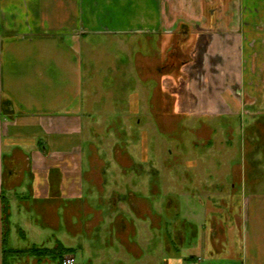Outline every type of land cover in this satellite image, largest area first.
<instances>
[{
	"label": "crops",
	"instance_id": "1",
	"mask_svg": "<svg viewBox=\"0 0 264 264\" xmlns=\"http://www.w3.org/2000/svg\"><path fill=\"white\" fill-rule=\"evenodd\" d=\"M179 34L191 45L193 57L202 52L204 72L188 76L187 84L194 91L192 106L181 92H174V86L164 88L174 97V114L187 113L189 105L208 114L235 111L251 120L264 117V0H0V264L14 228L28 240L23 230L27 228L36 247L50 240L43 237L48 229L64 228L73 238L89 237L108 222L122 245L130 247L129 238L140 227L130 213L145 217L149 216L145 209L153 214L154 207L133 191L106 190L105 160L92 156L90 162L103 167L81 170L82 113L85 107L94 111L98 83L108 73L122 74L126 83L134 74L139 82L138 107L140 102L145 107L149 99L157 115L153 103L157 90L147 92L144 85L140 92V82L157 81V39L160 48L169 50ZM99 39L112 42L96 43ZM226 50H239L241 57L231 61ZM171 79L165 77L163 82H175ZM251 128L255 130L257 124ZM201 160L193 161L195 170L173 174L171 183L180 180L190 201L201 203L203 209L213 203L218 210L226 204L222 196L229 187L219 172L198 170L196 163ZM233 178L231 194L239 197L240 212L234 221L240 228L241 253L227 260L264 264V191H258L257 180L249 181L247 172L234 173ZM84 181L91 184L86 191ZM93 186L100 194L99 204L90 199ZM20 188L26 192H19ZM171 203L179 208L177 200L172 198ZM199 216L196 211L189 225L205 228L209 218L200 224ZM210 222L225 242L224 220L214 216ZM150 227L156 229L154 223ZM54 234V247H40L75 257L85 252L79 239L63 241ZM177 236L175 241L182 237L178 232ZM215 250L205 257L199 240L187 249L182 262L212 264V258L224 254ZM136 257L140 259L139 254ZM31 258L27 264L51 260ZM164 264L176 263L165 258Z\"/></svg>",
	"mask_w": 264,
	"mask_h": 264
},
{
	"label": "rangeland",
	"instance_id": "2",
	"mask_svg": "<svg viewBox=\"0 0 264 264\" xmlns=\"http://www.w3.org/2000/svg\"><path fill=\"white\" fill-rule=\"evenodd\" d=\"M176 38L171 41L172 49L169 50L160 48L157 39V81L149 79L145 84L140 82V92L144 85L147 92L157 90L156 100H152L156 105L157 115L149 99L145 107L141 102L138 107L135 95L139 82L134 74L129 76L126 83L122 80V74L109 76L108 73L98 83L100 88L97 90L96 101L94 100V111L89 113L85 107L82 113L84 151L80 161L81 170H98V162L89 160L92 156L105 160L109 181L106 190L117 187L125 193L133 191L140 194L152 203L154 213L145 209V214L149 216L140 218L130 213V219L140 226L137 235L129 238L132 243L130 247L122 245L111 227H108V222L98 230L94 229L89 237L73 238L64 228L60 232L48 229L43 237L50 240H46L43 246L39 244L36 247H54V233L63 241L68 238L73 241L79 239L80 243L85 244V252L77 253V264H85L90 260H94V264H164L165 258H172L176 264H187L182 262L186 251L197 245L199 240H202L205 257L211 251L217 252L215 249H221L224 253L212 258V264H233L227 258L234 259L241 253L240 228L234 221L240 212L237 200L239 197L238 193L231 194V184L234 181V173L247 172L249 181L257 180L258 191H264V117L251 120L248 115L235 111L221 115L208 114L203 112V109L189 108V105L187 113L174 114V97L164 88L169 84L174 86V92H181L183 100L192 106L194 91L193 87L187 84L188 76L194 77L204 72L201 66L202 52L198 51L194 58L195 52L190 48L191 45L187 44L189 42L186 37L179 34ZM111 42L108 39L96 41L99 44ZM224 54L227 55L226 58L229 55L231 61L234 57H241L239 50H226ZM247 58L249 59V56L246 54ZM195 59L198 62H189ZM184 62L190 64L181 65ZM215 73L217 72L213 75ZM165 77L172 78L176 83L163 82ZM84 99L86 104L88 101L85 97ZM255 124L257 128L252 130L251 126L255 127ZM199 159L204 161L201 160L203 164L196 163L198 170L219 172L229 187L222 196L226 204L218 210H214L213 203H208L206 209H203L201 203L190 201L191 196L185 194L186 190L179 184L180 180L177 184L171 183L175 173L195 170L191 168L193 161ZM100 166L99 168H102L103 164ZM90 186L87 181L83 182L84 191ZM251 188L252 186H248L249 191ZM96 189V186H93L90 199L99 204L100 194ZM22 190L25 189L20 188L19 192H26ZM172 198L179 203L178 209L171 203ZM16 205H19L18 202L13 204V207ZM196 211L200 215L196 219L200 224L205 222L206 217L209 218L205 228H200V224L194 227L189 225L191 220L194 221ZM15 216L12 217L14 222ZM214 216L225 222L228 231L225 242L223 234L215 235L210 225V219ZM153 223L156 229L150 227ZM23 230L29 236L28 240L22 238L21 232H16L14 228L9 235L8 248L26 250L33 247L31 232L25 227ZM176 231L184 234V241L182 237L175 241ZM178 237L176 235V238ZM152 238L155 242H152ZM134 243H137L138 248L136 245L133 248ZM136 254L140 255V259ZM70 256L73 255H64V259ZM7 257L12 264L30 263L29 255L19 258ZM33 258L35 257L31 259ZM48 258L51 259L48 264H61L58 257ZM204 264L211 263L205 260Z\"/></svg>",
	"mask_w": 264,
	"mask_h": 264
},
{
	"label": "trees",
	"instance_id": "3",
	"mask_svg": "<svg viewBox=\"0 0 264 264\" xmlns=\"http://www.w3.org/2000/svg\"><path fill=\"white\" fill-rule=\"evenodd\" d=\"M68 253H71V251H69ZM25 255H29V257H35L37 259L48 258V256L58 257L61 259L60 260L61 264H63V260H64V255L62 253H57L54 250L48 248L32 247L26 250H16L5 247L3 253V264H12L11 261L9 263L7 256L19 258V256L23 257Z\"/></svg>",
	"mask_w": 264,
	"mask_h": 264
},
{
	"label": "built area",
	"instance_id": "4",
	"mask_svg": "<svg viewBox=\"0 0 264 264\" xmlns=\"http://www.w3.org/2000/svg\"><path fill=\"white\" fill-rule=\"evenodd\" d=\"M63 264H77L76 257L75 256H70V257L65 258L63 260Z\"/></svg>",
	"mask_w": 264,
	"mask_h": 264
},
{
	"label": "flooded vegetation",
	"instance_id": "5",
	"mask_svg": "<svg viewBox=\"0 0 264 264\" xmlns=\"http://www.w3.org/2000/svg\"><path fill=\"white\" fill-rule=\"evenodd\" d=\"M184 63H185V62H184ZM176 235H177V231L175 232V237H176ZM181 235H182V238H183L184 234L181 233ZM175 237H174V238H175Z\"/></svg>",
	"mask_w": 264,
	"mask_h": 264
}]
</instances>
